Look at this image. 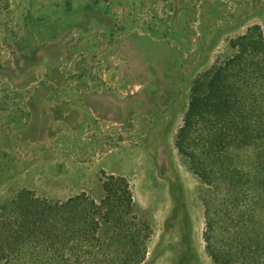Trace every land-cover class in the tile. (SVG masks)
<instances>
[{"label": "rangeland", "instance_id": "374dc122", "mask_svg": "<svg viewBox=\"0 0 264 264\" xmlns=\"http://www.w3.org/2000/svg\"><path fill=\"white\" fill-rule=\"evenodd\" d=\"M255 25L264 0H10L0 12V215L22 191L100 204L105 176H120L151 227L143 264H213L204 185L175 137L194 80Z\"/></svg>", "mask_w": 264, "mask_h": 264}, {"label": "trees", "instance_id": "16d2710c", "mask_svg": "<svg viewBox=\"0 0 264 264\" xmlns=\"http://www.w3.org/2000/svg\"><path fill=\"white\" fill-rule=\"evenodd\" d=\"M9 5L0 0V12ZM175 146L204 185L213 264H264L263 26L230 40L228 55L194 80ZM103 189L100 204L22 191L0 215V264H143L152 231L135 214L129 181L105 176Z\"/></svg>", "mask_w": 264, "mask_h": 264}]
</instances>
